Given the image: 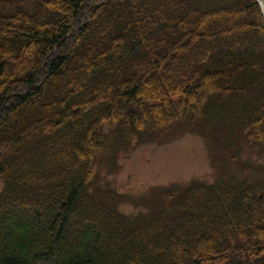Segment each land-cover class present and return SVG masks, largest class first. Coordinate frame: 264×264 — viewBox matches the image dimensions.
<instances>
[{"label":"trees","instance_id":"1","mask_svg":"<svg viewBox=\"0 0 264 264\" xmlns=\"http://www.w3.org/2000/svg\"><path fill=\"white\" fill-rule=\"evenodd\" d=\"M176 127L214 181L122 214L102 167ZM0 180V264H264L258 0H0Z\"/></svg>","mask_w":264,"mask_h":264},{"label":"rangeland","instance_id":"2","mask_svg":"<svg viewBox=\"0 0 264 264\" xmlns=\"http://www.w3.org/2000/svg\"><path fill=\"white\" fill-rule=\"evenodd\" d=\"M26 1L31 5L33 0ZM6 77L13 78L12 72L8 71ZM173 130L162 132L130 152H120L116 172L110 174L108 166L102 167L103 184L128 200L118 207L122 214L132 217L144 213L143 201L156 188L174 184L184 187L194 181L210 183L215 178L206 140L190 131L180 133L179 127Z\"/></svg>","mask_w":264,"mask_h":264},{"label":"water","instance_id":"3","mask_svg":"<svg viewBox=\"0 0 264 264\" xmlns=\"http://www.w3.org/2000/svg\"><path fill=\"white\" fill-rule=\"evenodd\" d=\"M260 6L262 8V11L264 13V0H259Z\"/></svg>","mask_w":264,"mask_h":264}]
</instances>
